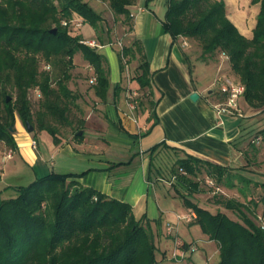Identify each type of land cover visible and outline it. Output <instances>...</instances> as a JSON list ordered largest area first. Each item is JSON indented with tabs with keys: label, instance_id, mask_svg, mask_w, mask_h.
Instances as JSON below:
<instances>
[{
	"label": "trees",
	"instance_id": "16d2710c",
	"mask_svg": "<svg viewBox=\"0 0 264 264\" xmlns=\"http://www.w3.org/2000/svg\"><path fill=\"white\" fill-rule=\"evenodd\" d=\"M107 1L112 12L123 16L130 27L128 6L136 0ZM250 3L259 6L251 38L242 36L232 23L223 0H166L161 26L174 40L197 42L203 60H213L218 54L226 59L231 79L244 86L248 106L264 112V0ZM73 15L95 30L102 22V16L83 0H0V142L12 150L16 147V117L25 128V122H29L36 130L47 132L54 143H59V128L73 123L77 127L74 137H83L77 135L83 121L69 108L79 98L69 86L77 52L94 71L96 98L101 102L107 99L109 70L105 57L97 47L81 43L84 39L80 34L71 35L73 28L62 25ZM136 44L134 41L123 48L121 54L132 55ZM137 52L140 54L138 46ZM41 61L49 71L40 69ZM120 65L123 68L121 59ZM147 67L143 59L136 77L140 88L149 86ZM30 90L38 92L37 112L32 111ZM10 91L15 99L7 101ZM214 95L215 104L225 101L219 90L210 96ZM254 134L246 144L257 152L255 144L264 142V125ZM160 147L150 150L151 164ZM171 173L175 193L195 214L193 223L216 244L217 264H264V213L255 212L259 204L264 207V194L255 202L254 196L239 186L244 183L248 189L253 185L264 190V182L255 180L258 174L249 172L245 176L231 167L194 157L179 159ZM200 173H205V181L215 177L217 184L237 190L245 199L218 203L236 213L238 219L220 210L211 213L190 198L198 187L194 178ZM74 177L50 174L29 186L14 187L12 199L0 197V264H159L151 231L144 220L134 218L131 206L70 181ZM215 189L220 191L218 185ZM175 245L181 253L191 252L195 244L176 238Z\"/></svg>",
	"mask_w": 264,
	"mask_h": 264
},
{
	"label": "crops",
	"instance_id": "0c3cea01",
	"mask_svg": "<svg viewBox=\"0 0 264 264\" xmlns=\"http://www.w3.org/2000/svg\"><path fill=\"white\" fill-rule=\"evenodd\" d=\"M146 1L136 0L128 6V11L129 36L136 41L139 55L147 62L149 86L140 88L136 80L126 79L117 49L109 42L110 34L100 25L95 30L98 40L90 41L98 45L97 51L105 57L109 89L105 102L94 93L95 110L79 115L83 121L80 130L83 137L58 135L59 143L48 137L41 151L39 146H32L33 135L17 127L15 149H9L10 158H0V180L2 167L10 160L14 161L11 166L15 173L20 166L37 169L35 179L50 174H74L76 177L70 181L129 204L134 218L144 220L153 233L155 228L159 230L168 225L167 216L171 214L166 206L181 200L173 187L171 168L175 163L194 157L220 167H235L240 162L242 148L257 132L255 124L264 112L258 113V109L248 106L242 95L238 99V111L219 113L215 108V95H210L219 90L217 81L224 74L210 81L202 80L199 72L193 77L180 38L174 40L161 26L166 7L161 8L152 0L146 4ZM223 1L228 9L227 1ZM228 17L242 36L252 37L255 23L252 28L248 27L238 12ZM102 19L104 24L103 16ZM129 86H136L143 95L135 101L138 106L126 97ZM193 93L198 95L196 101L191 99ZM110 94L113 95L111 100ZM157 145L161 147L151 164L149 152ZM168 154L173 155V160L165 174L160 166L154 167V163ZM11 186L7 184L0 189L1 198L6 199L3 195ZM192 224L193 220L189 222ZM203 239L217 250L213 241L204 235ZM190 244L198 246V242Z\"/></svg>",
	"mask_w": 264,
	"mask_h": 264
},
{
	"label": "rangeland",
	"instance_id": "374dc122",
	"mask_svg": "<svg viewBox=\"0 0 264 264\" xmlns=\"http://www.w3.org/2000/svg\"><path fill=\"white\" fill-rule=\"evenodd\" d=\"M87 2L88 4H92V7L96 9V11L104 17L105 23L102 24V29H107L110 34V41L114 45V47L117 49V54L119 57V60L121 59L123 69L126 72V79L130 80H136V77L140 74L139 71V65L143 62V59L137 52V44L136 49L133 48V54H128L127 56H123L122 49L127 46H132L134 41L129 36V23L123 16H117L115 15L112 10L110 9L109 3L107 0H83ZM156 5H159L161 8L166 7V0H152ZM228 3V15H232L236 12L239 14V18L246 22V25L248 27H253L256 16L258 13V5H252L250 3V0H226ZM72 18H78L77 15H73ZM81 20V19H80ZM103 20V19H102ZM65 21V20H64ZM99 24V25H100ZM71 35H77L80 34L82 38L86 41H90L92 39L98 40L96 38V31L95 29L89 25L88 23H84L81 25L78 30H70ZM186 40V39H185ZM188 43V46L184 47L186 49L188 58H189V64L191 66V69L193 71V77L199 72L201 74V79L204 81H210L215 78L219 74H224L223 77L226 78H233L232 72L230 71L229 63L226 59L220 57V55H215L213 60H203L201 58V49L197 42L186 40ZM121 44V46L119 45ZM82 54L80 52H77L73 57L74 62V68L71 70V80L69 82V86H71L72 90L77 94L79 97L78 100L75 101V104L71 105L70 113H73L74 115H81L82 113L87 111L95 110V107L97 106L96 98H94V90L93 85L90 83L89 79L92 76V71L87 67L88 64L83 60L81 57ZM45 63L41 61L40 63V69L41 70H48L49 67L44 65ZM126 95L128 94L131 96L132 103L134 106H138L137 101H139L143 95L141 92L137 89V87L129 86L126 90ZM135 93V94H134ZM38 92L30 90L29 91V99L32 106V111L37 112L39 107V102L37 99ZM7 97H11V99H15L14 92H9ZM108 98L110 100L113 98V95H108ZM136 101V102H135ZM262 109H258V113H261ZM21 123V124H20ZM20 125V126H19ZM257 130H259L262 125H264V114L259 117L257 123L255 124ZM17 127L21 128V131L27 132L24 124L19 120L18 117H16L15 125H14V137L18 134ZM76 125H70V126H63L59 128V135L61 137H69V138H75L74 133L76 132ZM113 131V129H112ZM28 133V132H27ZM29 135H33L35 141L33 143L35 144L34 147L37 148L39 146V150H44L45 145V139L50 138L51 135H49L47 132H42L36 130L34 128L33 133H28ZM32 143V146H33ZM121 148V147H120ZM257 152H254L252 148L248 144H246L242 149V155L240 158V162L238 165L233 167L232 169L235 172H240L241 174H244L245 176H248L249 172H254L258 174L256 176V182L262 183L264 182V175L260 176L261 174H264V142H257L254 147ZM10 148L5 145V143L0 142V158H4ZM123 148H121L122 150ZM173 160V155L168 154L165 155V157L162 159V161H155L154 167L158 168L161 167L162 171H164L165 174H167V168L171 167V163ZM11 163V164H10ZM12 164H14L13 160H10L6 165L2 167V177L0 180V189L7 186V184H11V188L7 190L5 193L4 198H14V187L18 186H29L31 183H33L35 179V171L37 169H30L26 166H20L18 172H13ZM18 164V161H17ZM1 165V164H0ZM21 165V164H18ZM205 173H200L198 177L194 178V181L198 183V187L196 191L192 190L191 199L193 201L197 200L199 201V205L201 207L206 208L211 213H216L218 210L221 212H225L231 217L232 219H238V215L236 213L226 211L221 205H218L219 201L224 199H235L240 202H246L245 199L239 195L237 190H229L225 188L222 184H217L216 178L212 177L213 185H218L220 188V191H217L215 189V186L208 185L205 181ZM13 178V179H12ZM237 183V182H236ZM238 184V183H237ZM239 186L243 187L248 195L251 197L254 196V201L257 202L260 200V197L262 194H264V190L258 188H254L253 185L249 186V189L246 187L244 183H239ZM163 189V187H162ZM168 189V188H167ZM191 191V190H190ZM252 192V193H251ZM197 198V199H195ZM177 202L171 205H167V212L171 215L167 216L168 225L171 227L170 232H167V226L163 225L159 230L154 229L153 233L151 232L152 236V242L155 249V260L159 264H165L162 261H166L168 264H217L218 263V252L213 244L205 243L203 239V233L198 224H192L189 225V222H186L185 220L178 221L179 218L185 216L186 214H190L192 212V209L189 206H186L182 200H176ZM248 203V202H247ZM249 204V203H248ZM257 204V203H256ZM258 205V204H257ZM251 208L252 206L249 205ZM257 214L264 213V207H262L261 204L258 205L257 210H255ZM179 214V215H178ZM179 237L182 238L185 242L188 244L193 242H198V246L195 247L194 251H189L186 253L180 254V252L176 251L175 247V239ZM177 255V256H175ZM182 255V258H181Z\"/></svg>",
	"mask_w": 264,
	"mask_h": 264
},
{
	"label": "built area",
	"instance_id": "2783aa9c",
	"mask_svg": "<svg viewBox=\"0 0 264 264\" xmlns=\"http://www.w3.org/2000/svg\"><path fill=\"white\" fill-rule=\"evenodd\" d=\"M62 25L66 26V27H71V28H73V30H75V29L78 30V28L81 27L82 22L78 18H72L69 21H63ZM81 43H84L85 45H88L89 47H92V48L98 47V45L94 41L89 42V41L84 40ZM119 45L121 46L120 43H119ZM181 45L183 47H186V46H188V43L184 39V40H181ZM121 50H122V47H121ZM88 68L90 69V71H92V76L89 79L90 83L91 84L96 83V76L94 74V71L92 70V68H90V66H88ZM217 84L219 87V91L226 96L224 102L219 103L218 105L215 104V108L217 109V111L219 113H222V112L233 113V112L238 111V99L244 93V86L241 83H239L233 79L226 78V77H220L219 80L217 81ZM126 97H128V99L131 101L133 100L131 98V96H129L128 94ZM34 145L35 144L33 143V147H34ZM10 156H11V154L8 153L5 157L10 158ZM206 183L208 185H213V181L210 179H206ZM194 218H195V214L190 213V214H187V215L181 217L180 219L185 220L186 222H190ZM170 230H171V227L168 225L167 226V232L169 233ZM195 247H196L195 245L191 246V251H194ZM183 253H186V252H181L180 254L183 255ZM182 255H181V258H182ZM175 256H177V255H175Z\"/></svg>",
	"mask_w": 264,
	"mask_h": 264
},
{
	"label": "water",
	"instance_id": "95a60500",
	"mask_svg": "<svg viewBox=\"0 0 264 264\" xmlns=\"http://www.w3.org/2000/svg\"><path fill=\"white\" fill-rule=\"evenodd\" d=\"M53 31L51 32L52 34H55L56 33V30L55 29H52ZM210 93H211V91H209ZM191 99L193 100V101H196L197 99H198V95H197V93H193L192 95H191ZM8 100H10V97H7V101ZM25 126H26V131L28 132V133H33V131H34V127L29 123V122H25ZM77 135L78 136H81L82 135V131H79L78 133H77Z\"/></svg>",
	"mask_w": 264,
	"mask_h": 264
}]
</instances>
